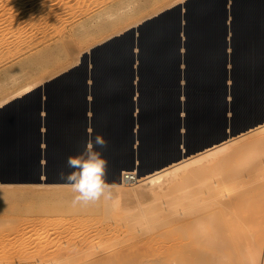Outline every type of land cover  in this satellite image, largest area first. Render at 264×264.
<instances>
[{"label": "bare ground", "instance_id": "obj_1", "mask_svg": "<svg viewBox=\"0 0 264 264\" xmlns=\"http://www.w3.org/2000/svg\"><path fill=\"white\" fill-rule=\"evenodd\" d=\"M230 1L226 9L233 15L232 21L227 24L230 30L228 32H232V36L241 43L237 48L238 54L236 52L235 57L231 52L234 66L231 73L236 77L237 96H242L244 100L241 103L244 107L249 108L264 98V0ZM213 2L211 0H187L184 2V13L177 11L175 6L169 5L171 7L169 9L173 10L172 7L175 9L172 11L173 15L176 17L175 14L179 13L181 15L178 16L184 20L182 30L186 33L184 44L188 47L187 50L195 58H199V63L188 66L189 69L203 78H209L208 85L203 88L193 86V82L190 83L191 95L189 98L184 96L186 98L184 105L188 107L190 113L186 118L184 116V122L189 124L190 128H207L214 121L220 120L224 105L223 88L220 85V79L223 75L222 70H220V63L222 64L226 55L224 56L222 36L220 37L219 34L226 29L223 22L225 6L223 0H213ZM175 17L162 13L159 19L154 18L142 22L139 30H137L136 39L127 31L130 26L121 29L113 34L121 32L123 33L121 38L114 37V39L109 40L107 38L110 36L107 37L101 42L99 51L94 50L95 52L92 53H96L92 57L96 64L92 65L90 71L94 76L105 72L109 77L108 82L104 81L103 83L96 80L91 86L94 97L103 104L99 116L93 120L96 129L94 135L102 134L108 140V145L114 144L112 140H116V145L119 146L120 151L116 153L115 157V179L110 183L115 185L112 189L111 199L101 198L97 202L87 204L74 203L76 194L65 183L37 182L27 184L0 181L1 187L3 184L14 185L20 189L40 187L52 190L57 195L58 193L61 194L56 197H59V202L63 200L66 203L59 204L56 201L58 204L52 206L50 218L47 215L49 221L56 222L51 231L53 235L54 233H63V227L68 222L72 225L80 224L89 227L88 230L90 229L85 235L82 234L81 238H77L78 240L73 238L74 241L71 242L72 240L69 239V245H67L68 243L65 244L67 246L63 249L60 247L61 250L56 246L52 248L51 245L53 244L45 240L44 237L49 234L48 230L39 229L37 235L40 237L38 240H40L33 246H36L42 255V259H39L40 264H264V213L263 215L252 213L253 209L251 212L249 206L254 205H250L248 202L250 189H256L262 185L264 187V182H260L264 178L260 180V175H263L262 166L264 163L261 162L263 163L261 166L258 161V164L256 161L255 163L250 161L254 158L257 159V156L264 157V123L258 124L259 126L254 129H252L253 127L249 128L251 130L244 131L238 136L224 139L225 141L214 144L210 148L207 147L201 152L198 151L199 153L183 157L168 166L148 172L145 170L146 165L162 150L164 140L163 138L159 140L160 133L171 132L173 111L177 106L175 97L173 98L172 95L167 96L170 103H167L169 104L167 108L164 106L153 108L151 104L153 99L164 94L158 90L163 77L154 79L150 74L151 84L143 85L144 89L149 88L150 90L144 92L138 101V105L142 108L141 115L137 118L140 125L138 131L140 139H142L140 145L143 146L144 153L134 155L132 152L121 151L127 144L125 140L119 141L118 139L126 136L122 130L127 129V109L130 103L115 97V99H110L114 89L115 91L117 89V83L115 85L112 78H118L122 69L120 66H112L123 65V63H118V60L124 59L123 62H125L129 59L130 48L136 44L139 52L138 59H141L142 56L147 57V61L146 58L141 59L144 65L167 62V64L170 63L168 64L169 67L173 69L174 54H176L178 46L175 34L179 29V20ZM254 34L257 35L258 39L254 37ZM3 38V0H0V58L6 55L3 54ZM208 48L212 50L209 51ZM9 51L11 55L14 52ZM105 54L107 57H104ZM19 55L21 54L19 53ZM229 57L231 59V55ZM50 58L52 59L51 56ZM79 59L80 57L76 59L78 63ZM81 62L72 71L68 69L71 72L68 71L59 77L54 74L57 78L44 84L42 91L45 93L44 100L40 98L42 89L40 91L39 89L34 91L32 89L43 82L46 76L32 80L27 85L21 86L23 88L13 89L14 91L9 95L0 99V106L8 102L6 106L3 105L4 107L0 112L2 165L4 163L3 156L9 161L15 162V157H20L23 150L32 147V132L38 121L36 118H39L35 115V108L40 104V99L45 107L49 108L55 115L46 120V124L50 126L48 138L54 142V149L58 150L64 147V144L68 145L66 141L60 143V140L80 139V133L77 130H81L84 118L77 113L80 114L83 106L76 100L83 90L80 81L84 74L86 60ZM213 64L215 67L212 66ZM15 70L7 71L14 75V73L19 72V70ZM28 70L30 71V69ZM20 72L23 70L21 69ZM57 72L59 73V71ZM189 75L191 78L192 73L189 72ZM169 81L172 82L171 79ZM69 88L72 89L71 92L67 90ZM30 90L32 91L28 95L14 99ZM256 90L263 91L262 95L256 94ZM66 91H68L69 96L65 94ZM197 96H201L203 99L200 107L195 105L194 98ZM210 105L216 106L215 111L210 110ZM11 107L16 108L14 113L12 110L9 111ZM113 115L120 118L119 121L115 122L116 125L110 124V118ZM134 117L137 116L134 115ZM78 141L80 146L81 141ZM79 150L80 147H78V153ZM239 160H242L241 163ZM10 167L12 166L10 165ZM248 208L250 211H247ZM59 213L65 216L64 219H62V215H58ZM120 219H122V225L119 223ZM32 230L33 224L30 221L24 223L21 231L23 238L30 239L33 234ZM75 232L71 233L74 234ZM119 240L121 241L119 242ZM130 240L133 242L130 243ZM126 241L128 243L124 244L123 242ZM41 252L45 253L42 254Z\"/></svg>", "mask_w": 264, "mask_h": 264}, {"label": "rangeland", "instance_id": "obj_2", "mask_svg": "<svg viewBox=\"0 0 264 264\" xmlns=\"http://www.w3.org/2000/svg\"><path fill=\"white\" fill-rule=\"evenodd\" d=\"M178 1L180 0H3V54L5 53L6 55H3L4 58H0V99H3L16 89L23 88L21 86L27 85L34 79H40L45 77L46 74L49 75L55 71H59L60 68L72 61L78 63L76 59L80 56L82 49L86 47L89 49L94 46L92 43L100 39L99 42H102L104 39L111 36L110 34L118 32L126 27L136 25L139 22H143L150 15L170 7L169 5L175 6L174 3ZM211 1L214 3L213 0ZM122 6L123 8H121ZM172 9L175 10L174 7H172ZM169 10L171 14L168 13ZM169 10L164 12L165 15L170 17L172 15V17H175L172 12L173 10ZM175 15V18L180 22L181 16L178 15L181 14L176 13ZM157 18L159 19L160 16L155 19ZM158 33L161 34L159 31ZM100 45L101 44L93 47L92 53L94 50L98 52ZM9 50L15 53L11 51V55ZM19 53L21 55H19ZM95 54L96 53L92 54V57ZM76 56L78 57L76 58ZM104 57H107L106 54ZM144 58H146L147 61V57L142 56L141 59ZM148 65H150V68L147 67ZM148 65L146 66L147 71L154 79L173 75L172 72H163L165 69L173 70L167 63H152ZM21 69L23 72H20ZM28 69H30V71ZM7 70H19V72L13 75ZM188 70L192 73L190 79L192 80L191 83L193 82V86L203 88L208 85L209 78H203L195 74L189 67ZM166 96L167 95L162 94L153 99L151 102L153 108L162 106L159 102L163 98L168 100ZM194 101L195 105L200 107L203 99L201 96H197L194 98ZM11 110L14 113L16 108L11 107L9 111ZM122 133H126V129H123ZM136 136L139 140H142L140 139L139 131H137ZM132 153L134 155L144 153L143 146L139 144L136 151ZM263 158V156H257V159L254 158L250 161H254V163L256 161L257 164L260 162L262 166L264 163ZM241 161L242 160H239L240 163ZM263 167L264 166H262V169H264ZM262 174L263 175H260V180L264 177V170ZM260 182H264V178ZM262 191H264L263 185L248 191L252 193V196H250V193L248 194L250 199L248 202L250 205H254L252 207L249 206L251 212L253 209L252 213L255 212L260 215L264 213V192ZM0 192H2L0 193V264H40L39 259H42V255L37 247L33 246L40 240H38L40 237L37 235L39 229H46L49 231V236L47 235L48 237H44L45 240L53 244L51 245L52 248L56 246L57 248L59 247V250L69 245V239L73 242L90 230H88L89 227L74 223V225H72L68 222L67 225H65L66 227H63L65 231L63 230V233H61L62 235L57 233L53 235L51 231L53 230L52 227L54 224L56 225V222L51 220L50 222L47 217L49 216L50 218L52 206L66 202L60 200V203L59 197L56 196H60L61 194L58 193L57 195L52 190L40 187L20 189L14 185L3 184L2 187L0 186ZM30 198L32 199L30 200ZM249 208L247 211H250ZM261 211L263 212L260 213ZM62 213L65 215L64 212ZM62 213L58 215L63 216ZM64 217L65 216H63L62 219H64ZM121 220L122 219H120L119 223H121ZM29 221L33 224V234L30 239H24L21 232L22 227H24V223ZM120 225H122V223ZM143 228L145 227L143 226ZM73 231L76 232L73 234L71 233ZM139 233L137 234L139 235ZM121 236L122 234L120 237ZM132 240H130V243L133 242ZM120 241L121 240H119V242ZM123 243H128V241Z\"/></svg>", "mask_w": 264, "mask_h": 264}, {"label": "crops", "instance_id": "obj_3", "mask_svg": "<svg viewBox=\"0 0 264 264\" xmlns=\"http://www.w3.org/2000/svg\"><path fill=\"white\" fill-rule=\"evenodd\" d=\"M186 1L187 0L178 1L175 4V8H177V11H179V12L181 11L180 13H184V11H183L184 10V2H186ZM223 1H224V6H225L223 22L226 25V29L223 31V33H220L219 36L220 37L222 36V42H223L222 50L224 52V56L225 55L226 56L223 59L222 64L220 63V70H222V73H223V75L220 79V85H222V88H223V94L222 95L224 98V105H223V108L221 110V119L218 121H214L207 128H203V127H196V128L191 127L190 128L189 124H186L184 122L185 118L187 116H189V114H190L188 111V107H186L184 105L186 102V98L187 97L189 98V95H191L190 94V85H191L190 83L191 82H190V75H189L188 66H191V65L196 64V63L198 64L199 58L198 57L195 58L193 56V54H191L187 50L188 47L184 44L186 41V33L182 30V26L184 24V20L182 18L181 20L183 22L180 20L179 29L175 34V38L177 40L178 46L176 49L177 51L175 54V59H174L175 62H174L173 70H166V69L163 70L164 73L172 72L173 75L171 77H168V78H163L161 84H159L160 86L158 87V90H160V92H163L167 96L173 95L172 97L173 98L175 97L174 100H175L177 106L175 107V110L173 111V123H172V125H170V127H172L171 132H161L160 133L159 140L160 139L162 140V138L164 140L163 145H162V150L159 151L155 155L156 157H153L154 159L153 158L151 159V161H150V163H148V165H146L147 168L145 167V170L148 172H153L155 170H158V169H161L165 166H168L167 164L169 162L173 161L175 159V157L178 155V147L181 148L182 153H183V157H188L194 153L196 154V153L201 152V150L202 151L205 150L207 147L210 148V146L212 145V143H214L215 140H224V139L227 140V138L229 139V138L238 136V135L242 134L244 131L246 132L248 130H251L249 128L253 127L252 129H254V128H256L259 125L264 123V98L262 100L258 101V103H255L251 107L247 108V107L243 106V103H241L244 100L243 97L237 96L238 88H236V77L231 73L233 71V67H234L232 64V54H233V57H235L236 52L238 54L237 48L239 47V45H241V43L239 41H237L235 39V37L232 36V32H228L230 30H229L227 24H229V22L232 21V15L233 14H231L228 11V9H226V8L229 6L231 1L230 0H223ZM169 8H171V7L164 8V9L156 12L154 15L152 14L153 17L150 16L149 18H146L144 21H149L150 19H154V18L160 16L165 11H168ZM228 13L230 14V16ZM139 23L136 25L130 26L127 29V31L130 33V35H132V37H134V39H136L138 36L137 30H139L142 22H139ZM181 30H182V32H181ZM113 34H110V35H113ZM182 35H184V36H182ZM223 35H225V36H223ZM122 36H123V33L120 32L118 34L110 36L111 38L109 37L107 39L112 40V39H114V37L115 38H118V37L121 38ZM254 37L256 39H258L256 34H254ZM100 40L92 43L94 46H92L91 48L88 49L86 47V48L82 49L80 56H79L80 57L79 62H80V60L81 61H84V59L86 60V62H85L86 66L84 65V74H83L82 79L80 81V85L82 86V89L84 91L82 90V93L80 94V96L76 100L80 104H82V106H83V109L80 111V114L77 113L78 115H80L84 118V124L82 125L81 130H77L80 133V139L70 138L67 140L66 139L60 140V143L66 141V143H68V145L64 144V147L59 148L58 150L54 149V147H53L55 145L54 142H52L48 138V134L50 132V129H48V128H50V126L48 124H46V120L49 118H52L51 116H55V115L50 111L49 108L45 107L43 101L40 99V104H39L40 106L37 105V107L35 108V112H36L35 115H36V117H39V118H36V120H38V121H37L36 126L34 127V131L32 132V136H33L32 147H28L25 150L26 152L23 150L22 151L23 153L20 154L21 158L19 156L15 157V159H16L15 162L9 161V159L4 158V156H3V162L5 163V165L3 163V167H4L3 168V179L5 182L29 184V183H37V182L40 183L39 182V179H40L41 183L64 184V182L62 180H60L58 174L61 170L66 171L65 164H66L67 157L76 156L84 150L85 144L89 138V132H88L89 129L92 130V135L94 136V132L96 131V129H95V124H94L93 120L99 116V113L101 111V107L103 105L100 101L96 100V98L94 97V94L91 92V86L93 85L92 83H94V81H96V80L98 82H103V83H104V81L108 82L109 77L105 72L100 73V75L94 76L92 71H90L92 69V65L96 64L94 58H92V50H93V47H96V45L101 44V42H99ZM135 48L137 49L136 44H134L130 48V53L132 55L129 53V55H128L129 59H127L125 62H123L124 59L118 60V63H123V65L119 64V65L112 66V67L120 66V68L122 67V69H121L120 76L118 78H112L113 81L115 82V85L117 83V89H116V91L114 89L110 99L111 98L112 99L119 98V100L121 99L123 101V99H124L128 103H130V105L128 104V109H127V114H128L127 121H128V123L126 126V128H127L126 129V136L118 139L119 141L122 139L125 140V142L127 144V146L121 150L123 152H135L136 149L138 148L139 144H140V140L137 138L136 133L140 128V125L137 122V118H138V116L141 115L142 108L138 105V101L141 98V96L144 94V92H148L150 90L149 88H147V90L144 89L143 85H145L146 83L151 84L150 74L147 71V67H149L150 65H148V66H147V64L144 65L142 60L140 58L138 59L139 52H138V49L136 50ZM208 50L210 51L212 49L208 48ZM135 52H137V53H135ZM231 52H232V54H231ZM230 55H231V59H229ZM127 61H128V63H127ZM137 61H139V62H137ZM72 62L65 65L64 68L63 67L60 68L59 73L57 71H55L49 75H46V77L48 76V78L45 77V79L43 81L44 83L43 82L39 83L36 86L37 88L35 87L32 90L34 91V90L39 89V91H40V89H42L40 91V98H42L44 100L45 99L44 98L45 93L42 92L44 84H47L48 82H52L54 79H56L60 75L65 74L68 71H70L71 69H73L74 67H76L78 63H75V62L72 63ZM140 63H142V64H140ZM164 63H167V62H164ZM168 64H170V63H168ZM212 66L215 67V64H213ZM166 68H167V66H166ZM68 69H70V70H68ZM170 79L172 82L169 81ZM141 80H142V82H141ZM123 82L126 84V87H124L125 84ZM32 90L25 92V93L15 97L14 99H19L22 96L24 97V95L25 96L28 95ZM67 90L69 92H71L72 89L69 88ZM117 90H118V92H117ZM175 90H176V92H175ZM68 91L65 92L66 95H68L67 94ZM74 91L75 90L73 89V92ZM181 91H182V93H181ZM122 92L125 93L126 95L123 94ZM255 92H256V94L259 93L260 95H262L261 93L263 91L256 90ZM88 93H89V95H88ZM41 95H43V96H41ZM7 103L8 102H5L4 103L5 105L4 104L3 105L6 106ZM159 103L162 104V106H164V108H167V105L170 104L169 101L165 98H163ZM167 103H169V104H167ZM88 105H90V106H88ZM215 107H216L215 105H210V110L215 111ZM139 110H140V112H139ZM184 112L186 113L185 115H184ZM134 115L137 117H134ZM176 115H177V117H176ZM184 116H185V118H184ZM90 117H91V119H90ZM53 118H56V117H53ZM111 118H110V124H115V125H116L115 122H117V120L120 119L119 116H117V115L116 116L113 115ZM182 118H183V120H182ZM195 118H198V117L195 116ZM88 119H90V120H88ZM182 121H183V123H182ZM90 126H91V128H89ZM168 136H170V137H168ZM78 140L81 141L80 146L78 145V142H79ZM112 141L114 142V144L110 143L108 145L107 150H105L106 152H104V156L108 161V167H107V171H106V180L108 183H111V181L113 182L114 181L113 179H115V157H116V153L120 152L118 149L119 146L116 145L117 141L116 140H112ZM78 147H80L79 153H78ZM158 157H159V159H158ZM23 161H24V163H23ZM17 163H18V165H17ZM19 163H20V165H19ZM22 163H23V165H22ZM62 163H63V165H62ZM6 165H8L7 168H6ZM10 165L12 167H10ZM8 167H10V168H8ZM20 167H21V169H20ZM24 168H25V170H24ZM10 169H11V172H10Z\"/></svg>", "mask_w": 264, "mask_h": 264}, {"label": "clouds", "instance_id": "obj_4", "mask_svg": "<svg viewBox=\"0 0 264 264\" xmlns=\"http://www.w3.org/2000/svg\"><path fill=\"white\" fill-rule=\"evenodd\" d=\"M89 138L84 150L76 156L66 159L65 170L59 172V178L69 185L76 195L74 203L97 202L101 198H112L114 184L106 180L108 161L104 151L108 148V140L102 134L92 135L89 129Z\"/></svg>", "mask_w": 264, "mask_h": 264}, {"label": "water", "instance_id": "obj_5", "mask_svg": "<svg viewBox=\"0 0 264 264\" xmlns=\"http://www.w3.org/2000/svg\"><path fill=\"white\" fill-rule=\"evenodd\" d=\"M2 108H3V105L0 106V112H1ZM223 141H225V140H215L214 143H212L211 146H213L214 144H215V145H216V144H219V143H221V142H223ZM211 146H210V147H211ZM182 158H183L182 150H181L180 147H178V155L175 157V159H174L173 161L169 162L167 165H170V164L173 163V162L179 161V160L182 159ZM0 181H1V182H5L4 179H3V165H2V158H1V156H0ZM39 182H41L40 179H39Z\"/></svg>", "mask_w": 264, "mask_h": 264}]
</instances>
